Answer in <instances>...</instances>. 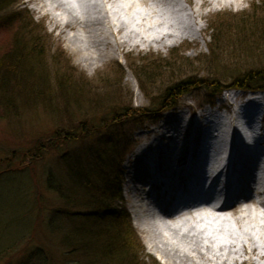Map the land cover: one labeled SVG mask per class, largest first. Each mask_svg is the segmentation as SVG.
<instances>
[{
	"label": "bare ground",
	"instance_id": "bare-ground-1",
	"mask_svg": "<svg viewBox=\"0 0 264 264\" xmlns=\"http://www.w3.org/2000/svg\"><path fill=\"white\" fill-rule=\"evenodd\" d=\"M242 1L137 0L128 4L127 0H45L44 15L64 39L65 48L92 65L119 52L169 50L183 43L197 46L200 41L196 34L200 35L204 30L201 21L209 14ZM141 5L150 6L154 11L151 15H143L137 10ZM239 97L237 94L222 97L219 106H232L222 123L218 120L208 122L206 114L189 120L179 136L180 145L176 142L171 145L174 136L166 134L164 129L169 123L179 122L182 114L169 115L160 123L162 132L155 135L159 144H153L160 146L151 151L144 143L126 162L132 192L139 185L146 188L131 205L137 221L135 226L144 234L147 250L161 264H264L260 246L264 241L252 227L250 211L246 218L239 216L248 203L264 208V160L259 162L242 155L248 147L251 151L252 147L264 146L263 133L254 134L255 142L252 135L255 130L251 126L253 114L256 116L262 110L259 104L264 97H243L246 99L243 104H250L260 111L251 112V116L246 112L241 119L238 117L241 108L236 105ZM205 112L207 110L202 113ZM210 128L215 134L208 132ZM147 134L144 133V137ZM206 136L214 141L201 140ZM233 153L236 155L231 160ZM150 154L158 158L151 166L143 159ZM220 175L223 182H228L230 177L236 179V183L228 185L229 190L225 191L223 187V193L216 192L217 185L213 184ZM206 180L213 184L208 186V192L202 186ZM198 182L197 188L192 189ZM177 198L193 203L181 205ZM161 199L163 201H159ZM147 201L154 206L151 208ZM200 201L202 203L195 205ZM163 204L165 210L161 207ZM154 207L160 209V213L164 212L163 218L174 221L194 213L195 219L199 220L203 213L217 217L220 213L230 212L236 216V231L216 229L214 238L209 237L205 230L201 231L185 220L180 221L181 224L158 220Z\"/></svg>",
	"mask_w": 264,
	"mask_h": 264
},
{
	"label": "trees",
	"instance_id": "trees-1",
	"mask_svg": "<svg viewBox=\"0 0 264 264\" xmlns=\"http://www.w3.org/2000/svg\"><path fill=\"white\" fill-rule=\"evenodd\" d=\"M21 2L0 0V26L13 25L18 30L10 51L0 60V120L16 118L20 107L28 105L30 93L36 102L35 107L45 112L52 113L56 109L62 112L65 108L67 112H72V103L85 102L89 105L97 98L90 94L87 96V82L75 77L72 69L64 63L62 53L60 56L56 52L50 53L41 35L42 28H35L33 17L25 8H20ZM260 2L258 9L263 10L260 12L264 17V0ZM238 32L240 35L230 44L219 43L215 34L210 38L208 57L224 66L221 72L211 69L200 76L187 71L186 75L175 79L170 75L159 98L151 101L150 111L132 110L130 105L109 104L110 108L105 110L109 115L100 120L104 121L101 127L92 125L89 122L91 119L78 121L77 130L63 122L50 137L37 141L36 147L22 154L26 162L34 163L42 153L59 151L63 171L59 175L51 169L47 170L46 188L56 195L60 206L43 211L44 229L49 237L58 241L62 251L56 257L45 246L35 248L23 264H146L141 242L122 201L120 162L125 145L119 152L121 144L119 146L117 132L112 131L111 126H119L122 120L149 118L157 111L170 110L181 96L197 90H204L210 98L226 89L264 91V59H260L264 56V19L253 21ZM223 54L227 55V59L220 60ZM48 66L53 72L59 95L48 90ZM130 69L142 95L150 98L146 86L153 78L152 73L134 70L132 66ZM30 79H36V82ZM115 82L103 88L119 84ZM94 107L99 105L95 103ZM76 117L78 119L79 115ZM83 143L85 145L81 146L80 153L68 151L70 147ZM5 160H0V178L6 173L24 176L21 171L24 169L18 163L13 165L11 158ZM34 202L33 206L39 207L37 198ZM9 251H0V261L8 256Z\"/></svg>",
	"mask_w": 264,
	"mask_h": 264
},
{
	"label": "rangeland",
	"instance_id": "rangeland-1",
	"mask_svg": "<svg viewBox=\"0 0 264 264\" xmlns=\"http://www.w3.org/2000/svg\"><path fill=\"white\" fill-rule=\"evenodd\" d=\"M44 1L45 0H22L20 8H25L29 12V15L33 17L37 25H35V28H42L41 35L46 42V47L50 48V53L56 52L58 56L62 53L65 58H62L65 60L64 63L72 69L75 77L82 79L84 83L87 82L86 86H89V93H87V96L90 94L97 99L91 101L89 105L85 102L72 103V112H67L65 108L62 112L60 109H56L51 113L43 111V109L39 107L42 106V104H39V108L35 107L36 102L31 98L32 93H30L28 95V105L20 107L18 111L19 115L16 118L0 120V160L3 161L6 158H11L13 160V165L18 163L21 168L24 169L21 170L24 176L19 177V175L16 174L6 175V173L2 174L0 178V251H9L12 249L9 251L8 256L0 261V264H23L25 261L24 259H26L30 251L38 247L43 248L45 246L56 257H58L62 251L58 241L55 238L49 237L43 226V211L51 208H58L60 206L56 195L47 190L45 178L48 169H51L56 174L62 175L63 171L60 166L62 160L61 153H59V151H51L46 154L42 153L38 160L35 158V161H33L34 163L36 162L35 164L31 163L29 160L26 162V159L22 156L23 153L36 147L37 141L50 137L63 122L71 124V127L77 130L78 121H89L91 119L89 122L92 125L101 127L104 121L101 122L100 120L102 118H107L109 115V112L106 113L105 111L110 108L109 104L110 106L118 104V106L124 107L125 105H130L129 109L132 110L147 109L150 111L152 109L151 101L159 98L158 96L164 91L167 80L170 79V75L172 79H175L179 75L183 77L187 74V71H193V73L199 74L200 76L205 75L207 71L210 72L211 69L221 72L224 66L222 64H216L215 60L208 57L207 46L210 43V38L213 37L212 35L215 34L214 36L218 37L219 43L222 41V43L230 44L232 39L234 41V39L236 40L240 35L238 31L245 29L247 26L251 25L253 21L264 19V17L261 16L263 10L258 9L261 5V0H243L238 5L234 4L227 6L221 11L219 10L214 14L207 15L201 21L204 30L200 35L196 34L197 40L200 41V44L197 46L183 43L169 50L157 51L152 49L149 51H129L128 53L119 52L114 56L111 54L107 58L91 65L90 61L84 62L65 48L64 39L59 36L57 30L52 27L49 17L44 15ZM136 1L137 0H127L128 4ZM181 4L183 6L185 5L184 2ZM137 10L143 15H151L154 8L152 9L150 6L141 5ZM14 27L13 25L0 26V60L4 55L8 54L12 47V39L15 33L18 32ZM248 37H250V35H248ZM237 42L239 41L237 40ZM51 54H49V58ZM225 59H227L226 54L220 56V60ZM260 59L263 60L264 56L260 57ZM130 66H132L134 70H147V74L152 73L153 78L146 86L150 98L142 95L137 81L133 77ZM185 66L187 67L184 68ZM46 73L49 77V79H47L48 90L51 94H56L59 90L55 84L53 72L50 67ZM117 76H120V78L117 79ZM30 80L36 82V79ZM115 81L119 82V84L107 87L106 89L103 88L110 83L115 84ZM57 94L59 95V93ZM229 94H237L240 96L238 102H242L243 97L248 95L236 89H226L218 97L210 98L208 93L204 90H197L194 93L181 96L177 105L172 110L167 112L164 111L163 113L157 111L149 118L134 117L122 120L119 126H111V130L117 132L119 146L121 144L119 152L123 151L122 145H125L123 159L120 162L122 174V201L125 210L130 216L132 228L141 242L146 264H152V262L154 264L161 263L147 250L145 236L139 232L135 226L137 221L134 213H132L131 205L134 199L139 197L140 191L146 188L140 187L139 185L138 189L132 192L130 188L131 176L129 170L125 168L126 162L134 153L135 149L139 148V146L144 143L151 151H154L157 146H160H155L153 144L156 142L155 135L158 132H162L160 123L169 115L182 114V118L179 122L169 123L164 129L166 134L174 136V142H172L171 145L175 142L180 145L181 137L179 136L183 128L187 126L189 120H194L198 115L208 114V122L218 120V122L222 123L225 117L230 114V107L232 106L229 105L225 113H221L220 110L217 111V104H220L222 97ZM262 97H264V95H262ZM54 101H56L55 97ZM95 103H97L99 107L95 108ZM206 108L210 109L208 110ZM118 110L121 111V109ZM206 110L207 112L202 113ZM68 113L71 114V118H68ZM78 115V119L80 120L76 117ZM204 129H207V127ZM212 130L213 129L210 128L208 132ZM146 132L148 134L144 137V133ZM213 134H215L214 131ZM212 140L214 141V138ZM255 142H257V139H255ZM156 143L159 144V142ZM84 145L85 143H83V145L77 144L70 147L68 151L71 153H75V151L80 153L82 150L81 146ZM243 154H245L246 157L250 156L261 162L264 160V147L254 148L251 151L244 150L242 152V155ZM235 155L236 153L231 155V160L235 158ZM154 158L155 156L153 157L152 154L143 157L150 166L158 160V158ZM26 163H28V165H26ZM151 170L153 171L154 169L151 167ZM219 178L222 179V175H220ZM35 198L40 201L39 207H37V205L35 207L33 206L35 204ZM256 198L260 199L258 196H256ZM159 201L163 200L161 199ZM239 201L242 202L243 199H239ZM147 202H149L151 208L154 206L150 201ZM161 207H163V210L166 209L164 208V204ZM246 207H249V210H245ZM168 209L169 208H167V210ZM159 210L155 207L153 208L158 220H162L166 224H178L180 221L185 220L199 230H205L206 235L209 237L215 235L216 229H231L236 231L237 227L234 221V217L236 216L231 215L230 212L220 214V216L217 217L203 213L201 216L202 218L199 220L195 219L196 217L194 216L196 214L194 213L193 216H183L180 219L176 218L174 221L169 220V218H163L164 212L161 211L160 213ZM248 211H250L252 217V227L255 228L256 234L262 237L264 241V208H256L251 203H248L240 210L239 216L241 218H246ZM249 226L250 225L247 227ZM14 245H16V247H14ZM260 246L261 249L263 248L262 252L264 253V242Z\"/></svg>",
	"mask_w": 264,
	"mask_h": 264
}]
</instances>
